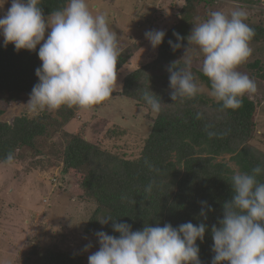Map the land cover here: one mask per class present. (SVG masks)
Segmentation results:
<instances>
[{
    "label": "trees",
    "instance_id": "trees-1",
    "mask_svg": "<svg viewBox=\"0 0 264 264\" xmlns=\"http://www.w3.org/2000/svg\"><path fill=\"white\" fill-rule=\"evenodd\" d=\"M215 2L218 0H183L174 20L164 30V40L155 48L154 57L124 75L117 93L150 108L143 100V93L149 89L163 103L161 112L150 116V132L135 158L121 156L89 140L86 124L75 130H63V125L76 118L74 112L79 106L63 105L57 109L56 116L44 110L31 118L18 115L11 122L3 121L1 116L10 102L31 93L38 82L35 71L42 62L37 55L40 45L35 51H17L11 43H0V164L9 165L4 161L12 153L13 163L26 158L27 167L30 165L37 171L60 165L63 175L73 176L67 173L68 168L82 172L80 181L74 176L71 180L77 182L78 199L93 204L86 224L96 232L119 236L113 231L112 221L103 225L99 222L106 216L116 219V223L130 224L133 231L145 225L162 227L169 223L178 227L186 222L194 225L203 222L207 231L202 242L196 241L199 259L201 264H211L215 255L211 228L219 227L223 204L232 198L231 177L237 171L250 173L257 166L264 168V151L250 144L255 133L256 104L248 96L242 98V105L237 109H224L221 103L201 93L183 101L170 99L168 68L173 62L179 68L185 67L179 54L188 45L187 37L193 26L208 17L212 6L209 9L207 6ZM66 4L67 0H41L39 6L44 15H49ZM199 4L206 7L200 14L197 13ZM245 22L254 29L252 41L264 40V16L259 22ZM174 32L184 38L180 41L182 47L176 50L168 43L169 40L176 43ZM130 55L127 50L120 51L117 69ZM250 66L258 69L256 75L264 79V67L261 68L258 60ZM200 77L210 89L208 78L202 73ZM123 132L126 133L118 126L109 130L113 136ZM225 153L230 154L236 170L227 162L215 161ZM27 167L26 172L33 170ZM53 178L57 185L64 179L59 173H54ZM258 179L264 182V173ZM149 184L151 191L146 192ZM201 202H207L212 211ZM202 209L206 219L200 216ZM55 230H51L49 238L54 239ZM93 237H89L91 243L98 244L97 237ZM35 239L22 255L21 264H87L84 244L90 241L84 236L71 249L57 245V239L55 244L48 245L40 243L36 236L30 237ZM64 239L67 241L62 235Z\"/></svg>",
    "mask_w": 264,
    "mask_h": 264
},
{
    "label": "clouds",
    "instance_id": "clouds-1",
    "mask_svg": "<svg viewBox=\"0 0 264 264\" xmlns=\"http://www.w3.org/2000/svg\"><path fill=\"white\" fill-rule=\"evenodd\" d=\"M5 3L7 0H0V9ZM40 3L11 0V6L0 16L5 45L11 43L17 51H35L40 45L37 55L42 63L35 71L38 82L27 104L30 112L38 115L63 105L88 108L101 104L117 90L120 55V41L106 14L94 15L87 0H67L64 8L45 16ZM246 19L247 12L239 6L228 13L211 11L187 37L184 56L189 52V42L198 47L203 56L200 71L210 82V95L224 109L239 108L245 94L257 91L255 81L237 70L252 54L250 41L255 32ZM173 35L176 43H168L176 50L182 47L184 38L179 33ZM164 37L163 30L145 32L153 48ZM176 64L168 68L170 99L194 98L203 89L191 71V56L185 57V67ZM143 100L153 114L161 112L163 103L149 89L143 93ZM13 161L9 153L4 162ZM262 173L264 168L257 166L250 173L237 171L231 177L232 198L223 204L219 227L211 228L215 253L211 264H264V182L258 179ZM151 188L149 184L145 191ZM201 203L212 211L207 202ZM200 216L207 218L203 209ZM109 221L119 236L96 232L99 249L88 257V264H201L196 241L202 242L207 231L203 222H186L178 227L169 223L162 227L145 225L133 231L130 224L116 223L111 216L99 220L102 225ZM91 247L85 245L84 251Z\"/></svg>",
    "mask_w": 264,
    "mask_h": 264
},
{
    "label": "rangeland",
    "instance_id": "rangeland-1",
    "mask_svg": "<svg viewBox=\"0 0 264 264\" xmlns=\"http://www.w3.org/2000/svg\"><path fill=\"white\" fill-rule=\"evenodd\" d=\"M182 2L183 0H87L89 9L94 15L106 14L109 26L117 33L120 51L127 50L131 53L127 62L117 69L116 91L120 89L126 73L148 62L155 55L156 50L145 38V32L164 31L174 20ZM10 6L11 0H7L3 9H0V16ZM210 6H212L211 11L222 10L225 13L239 6L247 12L246 21L259 22L264 16V0L257 2L253 0L251 3L218 0L207 8L209 9ZM204 8L206 7L199 4L197 13L200 14ZM205 19L207 17L203 18ZM3 42L4 38L0 35V43ZM186 47L179 54V59L185 61L186 56H191V71L203 89L200 93L214 99L210 95L209 87L200 77L202 54L198 47L191 43L189 52L184 56ZM250 47L251 56L237 70L249 76L257 85L254 94H245L256 104L255 133L250 139V144L264 151V79L256 75L258 69H252L250 66L258 60L261 68L264 67V40H251ZM116 91L101 104L75 110L76 118L63 125L62 129L75 130L77 126L86 124L84 128L89 140L97 142L103 148L118 152L121 156L135 158L142 148L143 140L150 132L152 124L150 116L155 114L150 108L137 105L132 99ZM29 97L30 94H23L21 100L10 102L1 119L11 122L18 115H26L28 118L35 116L36 114L30 112L27 105ZM45 110L56 116L57 109ZM114 126L124 129L126 133L123 132L120 136L110 135L109 130ZM97 127H99L98 133H95ZM229 157L230 154L225 153L217 156L215 161L227 162L236 170ZM25 159L9 165L0 164V264H21L22 255L36 241V239L30 240L31 236L38 237L40 243L47 245L55 244L53 242L57 239L56 244L67 249L74 247L75 243L84 236L90 241L88 244L92 245L84 251L85 262L88 264V257L99 249V245L91 243L93 241L89 237L94 239L96 231L86 224L93 204L78 199L77 182L71 180L74 176L80 181L82 172L68 168L67 173L73 176L63 175L60 165L49 170L37 171L30 165L27 167L28 161ZM26 167L33 170L26 172ZM54 173L62 174L64 178L62 183L58 185L54 183L56 178L51 179ZM55 229L57 233L54 239L49 238L51 230ZM62 235L67 237V241L62 240Z\"/></svg>",
    "mask_w": 264,
    "mask_h": 264
}]
</instances>
